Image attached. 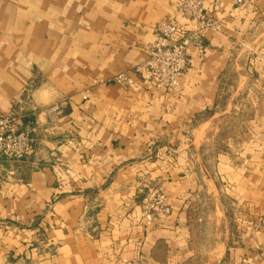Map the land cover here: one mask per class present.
Segmentation results:
<instances>
[{
  "label": "crops",
  "instance_id": "crops-1",
  "mask_svg": "<svg viewBox=\"0 0 264 264\" xmlns=\"http://www.w3.org/2000/svg\"><path fill=\"white\" fill-rule=\"evenodd\" d=\"M204 9L214 27L198 31L174 0H0V116L37 122L29 158H0V264H194L191 203L209 141L233 216L212 259L264 264V229L253 231L264 218V0ZM170 20L191 40L167 95L138 68L155 26ZM120 73L139 86L110 82ZM149 186L170 213L146 226Z\"/></svg>",
  "mask_w": 264,
  "mask_h": 264
},
{
  "label": "built area",
  "instance_id": "built-area-1",
  "mask_svg": "<svg viewBox=\"0 0 264 264\" xmlns=\"http://www.w3.org/2000/svg\"><path fill=\"white\" fill-rule=\"evenodd\" d=\"M235 8L251 6L254 0H232ZM175 11L183 19L195 23L198 31L213 28L204 9V0H174ZM216 28V27H215ZM190 37L174 21H162L155 27L154 41L146 43V59L138 73L156 90L171 94L189 66L187 47ZM110 82L123 87H138L125 73L114 76ZM51 112H58L57 106ZM37 122L34 113L11 111L0 116V158L21 161L35 151L34 133ZM140 217L150 226L156 219L167 216L170 206L166 193L158 186H149L140 193ZM255 228H264V219L257 220ZM122 264H139L138 260H122Z\"/></svg>",
  "mask_w": 264,
  "mask_h": 264
},
{
  "label": "rangeland",
  "instance_id": "rangeland-1",
  "mask_svg": "<svg viewBox=\"0 0 264 264\" xmlns=\"http://www.w3.org/2000/svg\"><path fill=\"white\" fill-rule=\"evenodd\" d=\"M204 3H205V0H204ZM232 5H233V1H232ZM251 6H246L242 8H248ZM233 8L240 9V8H235L234 6ZM259 29L263 30L264 25L260 27ZM232 75H231V78H232ZM228 78H229V75L227 76V81L230 80ZM229 85L230 84L228 82H227V85L226 84L224 85L225 93L227 92ZM227 121H229L228 118L221 119L222 124L218 123V125L226 124V126H228L230 122H227ZM209 142L210 143H206V146L201 151L202 153L206 155V156L204 155L203 163L200 166V168L204 171V173H206L205 175L206 179L204 180L200 179V186H201L200 193L199 195L196 196L195 200L192 201L191 203L192 206H194L193 207L194 213L192 214L193 215L192 222L195 225L194 228L196 229L195 231H196V236H197V242H196L197 246L196 247L199 250V253L197 254V258L194 260V264H218V261H216L215 259L214 260L212 259V258H215L219 254L218 247L215 246V248L212 249L213 241L215 239L214 236L217 235L215 241L219 238V235L221 236L220 239H223V235L225 234L227 229L231 228L230 222H231V218L233 217L232 208H231L229 201L226 199V197L222 195V193L220 192L217 184L213 180V177L209 171L211 169L212 152L214 148H216V144L214 142H211V141ZM215 208L219 212V215L215 214L214 217L212 218ZM260 219H264V218H258L257 220L259 221ZM217 220L220 222V224H216L218 226V230L216 231L215 223ZM256 222L253 224V231L257 233L264 228L262 229L255 228ZM210 257L211 259H209Z\"/></svg>",
  "mask_w": 264,
  "mask_h": 264
}]
</instances>
